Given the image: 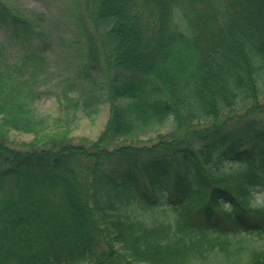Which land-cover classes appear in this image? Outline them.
<instances>
[{
    "label": "trees",
    "instance_id": "obj_1",
    "mask_svg": "<svg viewBox=\"0 0 264 264\" xmlns=\"http://www.w3.org/2000/svg\"><path fill=\"white\" fill-rule=\"evenodd\" d=\"M68 10L94 86L74 104L110 109L89 143L64 129L73 112L64 125L34 106L54 28L0 0L2 46L23 52L0 48V264H264V0ZM11 130L34 137L12 145Z\"/></svg>",
    "mask_w": 264,
    "mask_h": 264
},
{
    "label": "rangeland",
    "instance_id": "obj_2",
    "mask_svg": "<svg viewBox=\"0 0 264 264\" xmlns=\"http://www.w3.org/2000/svg\"><path fill=\"white\" fill-rule=\"evenodd\" d=\"M13 7L20 8L30 12L33 15L41 13L44 20L54 28V32L58 35L57 39L61 43V47L47 52L54 66L52 79L46 82H39L37 87L42 91V95L38 96L34 106L42 114H47L51 118L61 117V123L66 125L64 116L68 111L73 112V116L69 120V127L64 128L68 136H71L76 142L89 143L99 138L104 130L109 114V104L106 100L93 110H84L82 105L75 106L77 100L83 101L84 91L89 92L94 88L90 81L83 80L77 71V50L73 38V24L69 19V6L71 0H4ZM5 41V34L0 29V48L3 49L4 59L10 64L21 62L19 50L20 45H12L11 48L2 46ZM84 86V87H83ZM96 92L100 89L96 88ZM45 91V94H44ZM73 104V105H72ZM61 129L60 132H65ZM156 133H152L149 137H154ZM33 133L11 130L10 139L12 145H22L24 142L32 140ZM147 138V137H146ZM255 205L264 204V191H256L253 197ZM255 239L256 244L264 243V235L251 236Z\"/></svg>",
    "mask_w": 264,
    "mask_h": 264
}]
</instances>
